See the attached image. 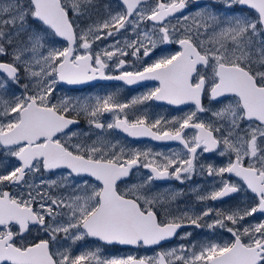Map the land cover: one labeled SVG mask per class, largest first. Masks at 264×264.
Instances as JSON below:
<instances>
[{
	"label": "snow or ice",
	"instance_id": "snow-or-ice-1",
	"mask_svg": "<svg viewBox=\"0 0 264 264\" xmlns=\"http://www.w3.org/2000/svg\"><path fill=\"white\" fill-rule=\"evenodd\" d=\"M93 81L158 86L128 101L63 88ZM151 101L191 110L150 117ZM198 176L202 208L154 191ZM0 264H264V0H0Z\"/></svg>",
	"mask_w": 264,
	"mask_h": 264
},
{
	"label": "flooded vegetation",
	"instance_id": "flooded-vegetation-1",
	"mask_svg": "<svg viewBox=\"0 0 264 264\" xmlns=\"http://www.w3.org/2000/svg\"><path fill=\"white\" fill-rule=\"evenodd\" d=\"M207 0H201V3H205ZM166 48H170L171 50L176 49V45L164 46ZM161 49H157L156 52L153 53V57L159 55ZM146 58V62H150L151 58ZM132 63H136L135 60L131 61ZM139 66V65H137ZM116 74V73H114ZM94 85V86H93ZM158 86V82L156 81H142L138 84L134 85H126L122 81H93L91 84L87 85H79V86H69L63 85L65 90L74 89L71 95H89L100 93L102 96L108 93H115L121 101H128L135 96L146 93L151 88ZM63 94V93H61ZM150 117L156 116H164L166 118H171L173 116L183 115V111L191 110L189 106H180L179 108L175 106L167 105L164 102H156L151 101L147 105L143 106ZM183 109V111H181ZM83 126V121H82ZM117 138H123V134H116ZM136 146L141 148H151L154 151H160L169 153L170 151H182V146L179 145L178 142H164V141H153L150 138H144L142 140L136 141ZM226 158L223 157H213L211 160H205V163H214L216 165H223L226 163ZM199 186L198 190H194ZM212 186L211 178H200L196 177L194 180L187 181L184 184H180L175 180H167V181H157L154 185V191L160 194H167L171 191H183L184 196L178 199L177 206L179 208L192 207L194 209H199L204 207V204H201L196 200V196L199 192H205L210 190ZM242 197L239 194H234L233 196L226 197L222 201H208L207 204L213 207L228 209L232 208L238 204H240ZM249 221L257 222V217H249ZM193 232V236L195 239L204 240L209 238H222V239H231L230 235L224 231H220L219 234H209L206 229H188ZM182 241L178 239H173L172 241L164 243V248L174 247ZM84 244L91 248L95 247L97 242L88 240L85 241ZM160 248H155V251H159ZM105 252L108 254L115 255H125L134 253L137 255H151L153 253L152 248H140L136 249L132 246H121V245H110L105 247Z\"/></svg>",
	"mask_w": 264,
	"mask_h": 264
},
{
	"label": "rangeland",
	"instance_id": "rangeland-1",
	"mask_svg": "<svg viewBox=\"0 0 264 264\" xmlns=\"http://www.w3.org/2000/svg\"><path fill=\"white\" fill-rule=\"evenodd\" d=\"M160 54V53H159ZM89 95H91V94H89ZM93 95V94H92ZM94 95H101L99 92L98 93H95ZM102 96V95H101Z\"/></svg>",
	"mask_w": 264,
	"mask_h": 264
}]
</instances>
